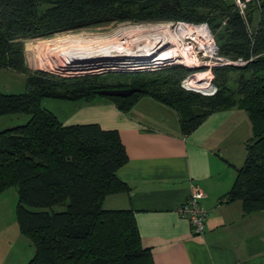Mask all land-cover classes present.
<instances>
[{"label": "trees", "instance_id": "1", "mask_svg": "<svg viewBox=\"0 0 264 264\" xmlns=\"http://www.w3.org/2000/svg\"><path fill=\"white\" fill-rule=\"evenodd\" d=\"M110 20L206 22L218 54L245 61L212 66V94L183 89L179 80L190 69L180 64L79 75L26 65V38ZM0 67L23 73L26 87L0 91V115H26L0 129V192L16 186L14 217L33 246L23 264H152L133 210L102 205L105 195L127 190L115 175L127 158L117 130L96 122L63 124L43 97L101 95L126 111L146 95L177 113L182 133L214 110L243 109L251 131L223 199H239L246 213L264 209V0H0ZM121 87L138 89L97 93Z\"/></svg>", "mask_w": 264, "mask_h": 264}, {"label": "crops", "instance_id": "2", "mask_svg": "<svg viewBox=\"0 0 264 264\" xmlns=\"http://www.w3.org/2000/svg\"><path fill=\"white\" fill-rule=\"evenodd\" d=\"M62 101L67 112L54 113L63 124L96 122L117 130L127 158L115 175L127 190L105 195L102 204L133 210L152 264H264V209L246 213L239 199H223L237 167L233 153L251 131L243 109L214 110L182 133L177 113L146 95L126 111L101 95ZM3 116L5 122L24 119L6 114L2 123ZM192 185L203 191L199 201L206 210L198 233L177 212Z\"/></svg>", "mask_w": 264, "mask_h": 264}, {"label": "built area", "instance_id": "3", "mask_svg": "<svg viewBox=\"0 0 264 264\" xmlns=\"http://www.w3.org/2000/svg\"><path fill=\"white\" fill-rule=\"evenodd\" d=\"M126 21L134 23L139 28L131 33L116 34L117 45L113 40L111 42L113 45H109L105 51L115 50L118 53H124L123 57L105 60L98 66L85 67L84 70L61 68L65 60L62 62L58 60L54 68L48 71L58 75H79L104 71L152 70L165 65L180 64L190 69L179 80V85L183 89L212 94L216 90L212 81V66L245 61L240 57L231 60L219 55L206 22ZM202 196L203 191L198 186L192 185L185 199L177 206V212L188 220L191 230L195 233L202 231L204 226L206 210L199 201Z\"/></svg>", "mask_w": 264, "mask_h": 264}, {"label": "rangeland", "instance_id": "4", "mask_svg": "<svg viewBox=\"0 0 264 264\" xmlns=\"http://www.w3.org/2000/svg\"><path fill=\"white\" fill-rule=\"evenodd\" d=\"M126 27L134 28L137 27V25H134L132 22H127L126 20H110L101 24L80 27L73 30L55 31L46 37L26 38L24 40L25 43L23 42V52L26 65L31 69L40 68L48 71L49 69L54 68L55 63H58V60L62 62L60 59H62L63 56L65 58L75 57L70 52L63 54L60 53L61 50H57L58 45L64 46L73 41L86 45L90 42H95L101 39L103 40V38H113L116 34L121 33V30ZM230 74L233 75V72ZM25 89L23 73L13 69L0 67V91L21 92ZM62 100L64 99L43 97L41 103L60 116V110H66L64 113L67 112V106L62 105V102L66 101ZM17 116L26 115L20 113ZM3 117L4 119L1 120H3L4 123L0 121V123H2L1 125H3L2 127L11 125L12 123H22V121H24L23 119L19 122H10L9 120L8 122H5L6 116ZM10 120H15V117H10ZM234 152L235 153H233L232 157L235 159L236 165L238 166L242 163L244 157V147L240 150V153L237 151ZM16 198V186H8L0 192V264H23L33 252L32 244L29 239L19 231L14 217Z\"/></svg>", "mask_w": 264, "mask_h": 264}, {"label": "water", "instance_id": "5", "mask_svg": "<svg viewBox=\"0 0 264 264\" xmlns=\"http://www.w3.org/2000/svg\"><path fill=\"white\" fill-rule=\"evenodd\" d=\"M152 41V40H150ZM124 53H118L113 50L110 52L103 53H93L80 58H68L65 59V64L61 68H75L84 70L85 67H94L98 66L105 62V60L115 59L117 57H123ZM50 71L52 69H49ZM126 72V71H124ZM138 87H121V88H100L97 90L99 94L107 95H126L134 90H137Z\"/></svg>", "mask_w": 264, "mask_h": 264}, {"label": "bare ground", "instance_id": "6", "mask_svg": "<svg viewBox=\"0 0 264 264\" xmlns=\"http://www.w3.org/2000/svg\"><path fill=\"white\" fill-rule=\"evenodd\" d=\"M137 28H139V27L138 26L134 27V28H132V27L127 28L126 27L125 29L121 30L122 32L120 34L131 33L132 31H135ZM64 39H61V40H64ZM113 40H114V44L117 45L118 37L116 35L115 37L111 38L110 41H109V38H103V40L101 39V40H98L95 42H90L89 44H86V45H82V44L78 43L77 41H73L71 43L69 42L70 44H67L64 46L58 45L57 50L60 49L61 50L60 53H62V54L70 52L71 54H73L75 56V57H67V58H65L63 56V58L60 59L62 61L65 59H68V58H80V57L86 56L88 54L105 52L109 45L110 46L113 45L111 43Z\"/></svg>", "mask_w": 264, "mask_h": 264}]
</instances>
